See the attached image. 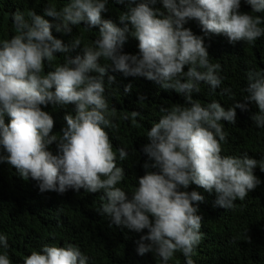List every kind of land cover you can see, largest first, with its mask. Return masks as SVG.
Instances as JSON below:
<instances>
[{
	"label": "clouds",
	"instance_id": "1",
	"mask_svg": "<svg viewBox=\"0 0 264 264\" xmlns=\"http://www.w3.org/2000/svg\"><path fill=\"white\" fill-rule=\"evenodd\" d=\"M107 2L70 0L60 11L45 9L46 16L60 21L57 32L70 33V25L81 23L88 29H99L95 50L83 48V58L67 57L63 66L46 75H41L44 62L51 63L54 53L79 47L80 40L64 45L52 35L49 21L35 12L30 13L31 23L20 12L12 16L16 35L0 43V164L13 167L25 181H35L40 193L103 190L101 199L106 202L101 212L110 217V226L135 233L147 230L136 242L139 255L151 252L167 264L180 252L185 264H194L191 256L201 240L202 217L193 203L204 198L196 191L180 189L195 184L209 193L214 190L215 205L230 210L237 199L244 200L261 183L253 174L256 159L247 153L242 157L221 155L220 142L226 135L220 122L235 124L236 108L247 110V103L254 102L259 112L251 119L257 127H264V74L254 70L247 73L246 103L225 110L215 101L206 107L194 102L192 93L200 91L201 82L212 89L220 86L216 75L220 65L209 62L204 37L194 35L184 25L196 20L205 36L223 35L230 43H252L264 35L259 26L264 17L241 13V0H159L166 13L154 8L158 0H115L127 6L119 17L125 27L120 28L102 19ZM244 3L251 13H264V0ZM129 24L130 35L138 41V55L120 50ZM100 58L111 61V70L125 77H144L163 89L183 94L190 105L161 109L165 115L148 131L150 142L143 147L152 163L143 164L145 174L138 179L131 200L116 187L124 169L116 166V154L104 130L114 127L109 115L115 109L109 112L104 97V77L109 69L100 65ZM107 80L114 83L115 77L109 75ZM130 90L131 85L126 86L125 91ZM49 104L75 105V116L64 117L66 126L59 139L50 135L52 116L41 109V105ZM5 115L10 120L7 124ZM139 115L131 113L133 118ZM54 142H58L55 155L48 150ZM126 156L127 152L119 149L120 160ZM259 165L264 171V161ZM0 247H8L3 235ZM87 260L74 245H45L25 257L24 264H87ZM0 264H11L6 254H0Z\"/></svg>",
	"mask_w": 264,
	"mask_h": 264
},
{
	"label": "trees",
	"instance_id": "2",
	"mask_svg": "<svg viewBox=\"0 0 264 264\" xmlns=\"http://www.w3.org/2000/svg\"><path fill=\"white\" fill-rule=\"evenodd\" d=\"M69 3L70 0H0V43L16 35L12 19L16 12L22 13L29 23L30 13L35 12L49 21L52 35L64 45L71 46L74 39L81 42L79 47L68 53H54L51 63L44 62L41 75L63 66L67 57L83 58V48L96 49L98 27L88 29L81 23L70 25V33L57 32L56 25L60 21L44 14L49 7L60 11ZM106 8L102 19L111 20L117 27H125L119 17L127 11V6L108 0ZM154 8L166 13L159 0ZM240 12L264 17V13H251L250 6L244 0H241ZM259 26L264 29V23ZM128 27L129 34H126V42L120 50L124 54L138 55V41L130 35V24ZM184 27L194 35L204 37L209 62L220 65L216 71L221 79L220 86L212 89L201 82L200 91L192 93L193 101L204 107L215 101L225 110L236 103H246L247 73L254 70L264 74V35L252 43H230L223 35L205 36L196 20H189ZM99 63L109 69L104 77V97L109 112L115 109L109 115L114 127H105L104 130L116 154V166L124 169L123 179L116 187L125 191L131 200L138 179L145 174L143 164L146 161L152 163L144 154L143 147L150 142L148 131L165 115L161 109L190 105L186 104L183 94L173 89H163L144 77H125L122 73L114 72L111 61L105 58H100ZM187 70L185 66L184 71ZM109 75L115 77L114 83L108 82ZM128 85H131V90L126 92ZM225 89H230V92H225ZM41 109L52 116L54 127L50 135H56L58 139L61 129L66 126L65 115L76 114L75 105L49 104L41 105ZM235 111V124L220 122L226 135L225 141L220 142L221 155L242 157L247 153L250 158L256 159L258 165L253 169V174L261 183L249 191L244 200L237 199L230 210L215 205L217 194L214 190L209 193L195 184H190L188 189H180L196 191L204 198L202 202L193 203L198 208L197 215L202 217L201 240L191 256L194 264H264V171L259 165L260 161H264V127H257L251 119L259 112L254 102L247 103V110L236 108ZM132 112L140 115L133 118ZM4 119L6 124L10 122L7 115ZM57 143L48 147L54 155L58 151ZM119 149L127 152L124 160L119 158ZM103 196V190L97 193L83 190H68L64 194L40 193L35 181H25L13 167L0 164V235L5 236L8 243L7 248L0 247V254H6L11 264H24L25 257L32 251H41L45 245L66 247L71 244L88 258L87 264H164L154 253L138 254L136 242L141 235L147 234V230L135 233L114 224L110 226V217L101 212L102 204L106 202L101 199ZM167 264H185V257L176 252Z\"/></svg>",
	"mask_w": 264,
	"mask_h": 264
}]
</instances>
